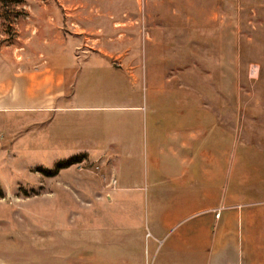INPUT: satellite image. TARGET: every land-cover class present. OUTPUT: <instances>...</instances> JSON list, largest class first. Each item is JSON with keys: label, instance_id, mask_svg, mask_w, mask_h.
I'll return each mask as SVG.
<instances>
[{"label": "rangeland", "instance_id": "1", "mask_svg": "<svg viewBox=\"0 0 264 264\" xmlns=\"http://www.w3.org/2000/svg\"><path fill=\"white\" fill-rule=\"evenodd\" d=\"M155 27L160 34L170 30L171 41L185 49L176 52V59L182 54L187 60L176 63V75L192 60L198 65L194 78L212 70L202 53H210L215 43L226 45L227 92L234 82L238 91L234 103H227L235 108L228 114L237 129L234 141H251L264 155V0H0L2 70L34 73L61 58L67 69L76 65L74 76L72 70L67 75L81 81L66 106L133 107L115 113L0 112V264H76L59 256L74 251L80 232L89 227L87 203L104 202L106 196V163L85 154L109 151L110 117H126L141 144L146 116L155 108L151 94L165 90L163 76L152 84L151 65L161 68L160 75L169 65L150 55L145 34ZM122 59L134 67L133 77L115 73L121 78L114 82L108 64ZM199 85L188 83V89ZM71 90L70 85L68 95ZM11 96L2 102L10 105ZM160 99L168 102L164 107L179 105L177 98ZM14 100L24 102L20 95Z\"/></svg>", "mask_w": 264, "mask_h": 264}, {"label": "crops", "instance_id": "2", "mask_svg": "<svg viewBox=\"0 0 264 264\" xmlns=\"http://www.w3.org/2000/svg\"><path fill=\"white\" fill-rule=\"evenodd\" d=\"M159 34L158 27L145 34L150 55L157 56L161 66L167 61L169 65L163 75L156 63L151 65L153 86L163 76L165 90L162 95L158 89L151 94L155 108L146 116L144 140L140 144L133 139L126 117L107 119L112 131L106 140L109 151L85 154L89 160L106 163L102 190L106 196H101L105 201L87 203L92 210L89 227L80 232L75 250L59 257L73 258L76 264H264V155L251 141L238 145L234 141L237 129L229 124L228 114L235 108L227 103L237 98L238 91L234 82L232 93L227 92L226 45L215 43L210 53H202L213 69L194 78L198 65L193 60L190 68L175 74L176 63L187 61L182 54L176 59V52L185 49L171 41L170 30L160 34V40ZM61 61L34 73L0 67V112L115 113L133 108L66 106L76 97L81 81L67 75L72 70L74 76L76 65L67 69ZM108 65L114 82L120 81L121 73L133 77L134 67L123 59ZM194 81L200 85L189 91L188 83ZM172 85L178 90L169 89ZM9 94L10 105L2 102ZM19 95L22 105L14 100ZM160 98H177L179 105L164 107L168 102ZM119 100L120 96L113 97L112 102Z\"/></svg>", "mask_w": 264, "mask_h": 264}, {"label": "built area", "instance_id": "3", "mask_svg": "<svg viewBox=\"0 0 264 264\" xmlns=\"http://www.w3.org/2000/svg\"><path fill=\"white\" fill-rule=\"evenodd\" d=\"M114 183H115V181L113 180V181H112V184H114ZM147 236H149V234H147ZM147 264H151V263L148 262Z\"/></svg>", "mask_w": 264, "mask_h": 264}, {"label": "bare ground", "instance_id": "4", "mask_svg": "<svg viewBox=\"0 0 264 264\" xmlns=\"http://www.w3.org/2000/svg\"><path fill=\"white\" fill-rule=\"evenodd\" d=\"M255 72H256V70H255Z\"/></svg>", "mask_w": 264, "mask_h": 264}]
</instances>
